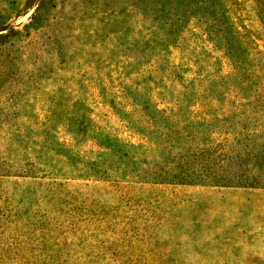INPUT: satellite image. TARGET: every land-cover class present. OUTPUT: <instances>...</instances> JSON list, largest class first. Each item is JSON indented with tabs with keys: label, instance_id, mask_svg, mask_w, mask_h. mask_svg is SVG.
Masks as SVG:
<instances>
[{
	"label": "rangeland",
	"instance_id": "obj_1",
	"mask_svg": "<svg viewBox=\"0 0 264 264\" xmlns=\"http://www.w3.org/2000/svg\"><path fill=\"white\" fill-rule=\"evenodd\" d=\"M0 44V264H264V0H0Z\"/></svg>",
	"mask_w": 264,
	"mask_h": 264
},
{
	"label": "trees",
	"instance_id": "obj_2",
	"mask_svg": "<svg viewBox=\"0 0 264 264\" xmlns=\"http://www.w3.org/2000/svg\"><path fill=\"white\" fill-rule=\"evenodd\" d=\"M219 24H221V22H219ZM236 29V28H235ZM236 30H240L239 28H237ZM232 34L230 35V36H225L224 35V38H229L230 40H229V42H233L232 40H233V38L235 37V35H236V33H237V31H235V33H233V31L231 32ZM0 46H2L1 44H0ZM9 57H10V55L9 54H7V57L6 58H8L9 59ZM161 64H164V61H161ZM174 72H178V69H176V70H174ZM173 78H175V77H173ZM143 109H148L147 107H143ZM140 113H142V110H140ZM223 147H221V149H222ZM212 149V151H213V147L211 148ZM215 152V151H214ZM222 152H224L223 150H222ZM216 153V152H215ZM224 154H226L225 152H224ZM245 159H247V160H252L251 158H250V155H251V151H250V149H246L245 150ZM215 156V155H214ZM214 156H212L213 158L211 159L212 161H214L215 162V160H216V158L214 157ZM257 161L259 162V163H263V161H261V159L259 158V155H257ZM105 174V173H104ZM135 174V173H134ZM205 174L208 176V178H210V179H213V180H215V182H225V181H227V177H225V176H223L220 172H216V171H212V172H205ZM106 176H107V174H105ZM136 175H138V174H136ZM109 176V175H108ZM153 176H154V178H158L159 180H162V179H170V176H172V177H175V176H179L178 174H176V173H174L173 171H172V169H171V172H169V170H167V169H159V170H157V171H155L154 172V174H153ZM248 180H250V182H249V184H252V183H254L256 180H257V178H253V179H251L250 177H248L247 178ZM229 180V179H228Z\"/></svg>",
	"mask_w": 264,
	"mask_h": 264
},
{
	"label": "water",
	"instance_id": "obj_3",
	"mask_svg": "<svg viewBox=\"0 0 264 264\" xmlns=\"http://www.w3.org/2000/svg\"><path fill=\"white\" fill-rule=\"evenodd\" d=\"M30 14H31V11L28 12V13L25 15V17H28Z\"/></svg>",
	"mask_w": 264,
	"mask_h": 264
}]
</instances>
